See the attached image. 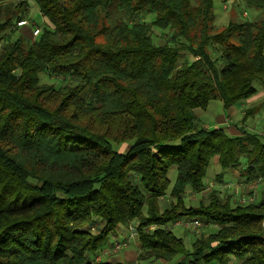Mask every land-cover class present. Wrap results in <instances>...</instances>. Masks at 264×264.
<instances>
[{
	"label": "trees",
	"instance_id": "obj_1",
	"mask_svg": "<svg viewBox=\"0 0 264 264\" xmlns=\"http://www.w3.org/2000/svg\"><path fill=\"white\" fill-rule=\"evenodd\" d=\"M32 1L46 19L33 40L16 23L26 0L0 22V264H136L94 260L131 223L141 263L264 264V188L240 203L205 182L215 158L261 183L264 137L204 127L195 112L264 89V19L215 29L212 0ZM151 27L168 38L155 44ZM261 108L264 95L244 115ZM187 190L205 201L186 206ZM181 218L215 229L187 248L166 227Z\"/></svg>",
	"mask_w": 264,
	"mask_h": 264
},
{
	"label": "rangeland",
	"instance_id": "obj_2",
	"mask_svg": "<svg viewBox=\"0 0 264 264\" xmlns=\"http://www.w3.org/2000/svg\"><path fill=\"white\" fill-rule=\"evenodd\" d=\"M20 1L22 0H4L0 2V22L4 21L6 18L10 16L13 19L15 14L22 13L21 12L22 10L19 9V7H17ZM190 1L194 2L195 0H190ZM26 3L27 4L24 9V14L22 15L21 19L25 20L28 24H26L25 27L19 28V30L27 31L29 36L31 37V40H33V36L30 34L31 30L37 27L40 28L44 26L46 24V19H44V17L40 14L37 6L32 0H26ZM212 3H213V14L215 16V21H214L215 29H220L224 27L230 20L257 21V20L264 19L263 10L256 9L254 7H249L239 0H212ZM224 4H226L225 8H223ZM137 19L143 20L145 22H150L153 19V15L152 14L144 15ZM6 32L0 33V35L2 36L6 34ZM150 35H151L152 41L155 44H160L164 42L166 38H168V31L167 30L162 31L156 27H151ZM190 60H191V56L187 53H184L180 57L178 63L182 64ZM39 77L42 83L54 84L55 86L63 85L65 83H71V84L74 83L69 78L50 76L46 73H40ZM255 85L257 86L258 92L251 96L252 101L251 103H248L244 106L245 110L246 108H251L256 103H258L264 95V89L257 84ZM240 102L241 100L236 102L232 106V108H235L237 110V113H236L237 115L231 116L229 114V110L223 108L222 102L220 100L209 101L205 109L195 110L197 117H198L199 125H202L204 127L206 126L207 128H214V125L221 123L220 126L218 127H221V126L224 127L225 132L228 135H231V136L236 135V133L231 132L230 130H227L226 126L229 125L230 123L231 124L238 123V118H241L244 115L243 113L245 112V110L242 109V112H241V110L239 109L240 104H241ZM222 116H226V119H227L224 123L222 121L220 122L219 120L221 119ZM244 116L246 117L244 120L243 129L249 132L264 133V109L263 108L257 110L253 114L244 115ZM169 175L173 182L175 178V171L170 170ZM219 175L221 176L220 181L217 180V177ZM205 182H206L207 190L210 188H216L220 191L222 195L231 194L233 196L232 197L233 200L237 199L239 196H244L248 194L252 195L251 193L252 191L249 192L247 184L243 183L241 178L238 177V172L222 170L220 166L216 164L215 158L211 160L207 168ZM207 190L199 194H195L187 190L184 195L185 205L186 206L197 205L199 200L205 201L204 199H206ZM162 201H163L164 206H168V204L172 201V198H170V196L168 195V191H167V194L162 198ZM185 220H188V218H181L175 222L168 223L166 227L169 228L176 236L183 237L185 246L187 248H190V244L194 240V238L199 237L202 234H207L215 229V226L213 225H203V224L200 226L185 227V224H184ZM180 221H183V222H180ZM134 227H135V223H131L127 227H124L122 225L118 226L115 234L109 235L108 237L109 243L115 242L116 240H121L123 236L127 235V237H124L125 240H128L127 247L124 249H121L118 252H112V251L108 253L99 252L97 255H100L101 260H106L107 258L105 256H110V255H114V256L118 255L120 257L122 256L123 252H126V250L131 249L133 252L132 254L134 255H131L132 257H126L129 260H124V261H132V262H136V264H173L174 263V261L170 263H161L158 260L153 261V262L145 261L143 263L137 261L139 243H138V240L135 234H133L132 237H130V232L135 231ZM134 257L135 259H133ZM112 259L113 261L119 260V258L117 257H114ZM95 261H99V260H95ZM229 264H234V263L230 262Z\"/></svg>",
	"mask_w": 264,
	"mask_h": 264
},
{
	"label": "crops",
	"instance_id": "obj_3",
	"mask_svg": "<svg viewBox=\"0 0 264 264\" xmlns=\"http://www.w3.org/2000/svg\"><path fill=\"white\" fill-rule=\"evenodd\" d=\"M251 101H252V99H251V97H249V98H247V99H243V100H241V104H240V107H239V109L241 110V112H242V109H244V106L246 105V104H248V103H251ZM231 109V110H230ZM247 109V108H246ZM228 110H229V114L232 116V115H237L236 113H237V110L235 109V108H232V106L231 107H229L228 108ZM245 110V109H244ZM244 114V113H243ZM220 120V122L222 121L223 123L227 120L226 119V116H222L221 117V119H219ZM244 115L241 117V118H238V123H235V124H229V125H227L226 126V129L227 130H230L231 132H234V133H236V135L237 134H239L240 133V131L244 128ZM221 124V123H220ZM220 124L218 123V124H216V125H214V128H217L218 126H220ZM206 127V126H205ZM220 128H223L224 129V127H220ZM225 130V129H224ZM169 178H170V175H169ZM170 182H172V179L170 178ZM264 180L261 182V183H259V184H248L247 185V187L248 188H250L251 189V191H254L255 192V194L256 195H259L260 194V192H261V190H262V188H264ZM124 237H127V235L126 236H123L122 237V239L124 238ZM110 248V247H109ZM108 249V248H107ZM107 249H105V250H107ZM124 253V254H123ZM122 253V256H118V255H110V256H105L107 259L105 260V261H108V262H117V261H124V260H129V259H127L126 257H132L131 255H134V254H132L133 252H132V250L131 249H128V250H126V252H123ZM106 255H108V254H106ZM114 257H117V258H119V260H114L113 261V259L112 258H114ZM133 259H135V257L133 258ZM234 263V262H233Z\"/></svg>",
	"mask_w": 264,
	"mask_h": 264
},
{
	"label": "built area",
	"instance_id": "obj_4",
	"mask_svg": "<svg viewBox=\"0 0 264 264\" xmlns=\"http://www.w3.org/2000/svg\"><path fill=\"white\" fill-rule=\"evenodd\" d=\"M226 7V4L223 5V8ZM245 14V13H243ZM28 24L25 20H20L17 22V25L18 26H23V25H26ZM40 31V28H35L32 30V36L33 38L36 37L38 35ZM259 134H261L263 137H264V133L260 132ZM249 189V192H250V188ZM248 192V193H249ZM256 197V194L254 193V191H252V195H244V196H239L238 197V201L240 203H245V202H251L255 199ZM180 222H183V221H180ZM185 223V227H191V226H200L202 225V223L199 221V220H196V219H193V220H185L184 221ZM134 234V231L130 232V237H132V235ZM127 243H128V240H116L115 242L112 243V245L110 246V248H108L107 250H103L101 253H108V252H118L120 251L121 249H124L127 247ZM94 260H101L100 258V255H97L94 257Z\"/></svg>",
	"mask_w": 264,
	"mask_h": 264
}]
</instances>
